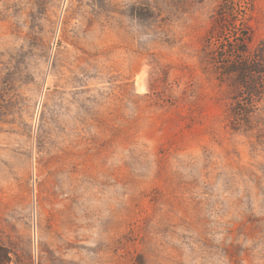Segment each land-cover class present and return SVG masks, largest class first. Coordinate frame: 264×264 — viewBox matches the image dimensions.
<instances>
[{
	"label": "rangeland",
	"instance_id": "obj_1",
	"mask_svg": "<svg viewBox=\"0 0 264 264\" xmlns=\"http://www.w3.org/2000/svg\"><path fill=\"white\" fill-rule=\"evenodd\" d=\"M223 2L0 0L11 264H264V95L234 115Z\"/></svg>",
	"mask_w": 264,
	"mask_h": 264
},
{
	"label": "trees",
	"instance_id": "obj_2",
	"mask_svg": "<svg viewBox=\"0 0 264 264\" xmlns=\"http://www.w3.org/2000/svg\"><path fill=\"white\" fill-rule=\"evenodd\" d=\"M250 4L251 0H224L217 13L216 29L210 37L219 45L216 62L225 75L234 79L240 97L246 100V104L240 102L234 108L238 118L248 116L247 107L253 106L264 95V41L251 51V38L245 29ZM225 33H228V39L223 37ZM10 255L11 252L0 243V264H11Z\"/></svg>",
	"mask_w": 264,
	"mask_h": 264
}]
</instances>
